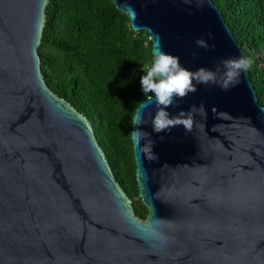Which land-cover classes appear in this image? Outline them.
<instances>
[{"label": "water", "instance_id": "obj_1", "mask_svg": "<svg viewBox=\"0 0 264 264\" xmlns=\"http://www.w3.org/2000/svg\"><path fill=\"white\" fill-rule=\"evenodd\" d=\"M107 1L151 36L153 61L164 51L195 72L245 60L216 0ZM48 4L0 0V264H264V92L250 73L226 91L216 73L165 109L172 118L203 104L190 131L153 130L154 94L137 106L131 133L154 141L151 153L131 139L142 220L98 142L117 150L94 98L75 74L70 95L87 118L47 85Z\"/></svg>", "mask_w": 264, "mask_h": 264}, {"label": "trees", "instance_id": "obj_2", "mask_svg": "<svg viewBox=\"0 0 264 264\" xmlns=\"http://www.w3.org/2000/svg\"><path fill=\"white\" fill-rule=\"evenodd\" d=\"M227 21L239 37L250 62L247 71L254 87L264 92V0H216ZM46 26L39 49L44 60V76L53 79L49 88L81 111L70 95L73 76L83 90L94 98L95 107L105 122L103 132L111 137L117 150H109L107 139L98 141L110 158L117 162V180L133 202L142 220L148 210L137 195L131 142V115L152 93H144L141 77L152 67L151 36L135 32L126 17L107 0H49ZM264 107V95L260 98Z\"/></svg>", "mask_w": 264, "mask_h": 264}, {"label": "clouds", "instance_id": "obj_3", "mask_svg": "<svg viewBox=\"0 0 264 264\" xmlns=\"http://www.w3.org/2000/svg\"><path fill=\"white\" fill-rule=\"evenodd\" d=\"M209 38H211V34H209ZM196 43L197 46L208 49V45L203 40H197ZM249 65L250 62L243 58H228L222 60L214 71L201 67L193 72L181 66L178 56L167 54L164 51H155L152 67L140 80L142 91L154 94L155 103L158 106L152 121L153 130L159 133L165 130L170 131L176 125H183L187 131H190L192 128L191 113L199 111L206 114L203 104L199 108L193 105L187 115L184 111H180L178 115L172 118L169 117V112L165 109L173 105L177 98L183 99L189 93L196 92V84H215L216 73L222 72L224 74L225 82L222 89L228 90L229 84L235 86L236 83H239L238 77L241 71L246 72ZM194 81L196 83H193ZM213 111L215 112L216 109ZM131 139L135 146L139 145L142 139H145L146 143L140 147V151L153 153L154 141L149 138L148 133L139 129L134 130L131 133Z\"/></svg>", "mask_w": 264, "mask_h": 264}]
</instances>
